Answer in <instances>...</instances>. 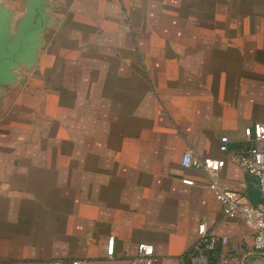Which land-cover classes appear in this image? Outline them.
<instances>
[{"label": "crops", "instance_id": "crops-1", "mask_svg": "<svg viewBox=\"0 0 264 264\" xmlns=\"http://www.w3.org/2000/svg\"><path fill=\"white\" fill-rule=\"evenodd\" d=\"M229 21L232 33L225 36L236 47L202 49L197 40L194 49H178L185 72L172 85L179 95L163 99L162 127L125 130L129 137L118 142V152L106 146L114 159L102 160L98 175L85 178L91 194L80 211L60 209L53 172L0 162V264H142L141 243L154 246V264H264L254 230L224 214L209 188L213 177L182 164L187 152L225 160L215 176L220 187L263 206L258 178L238 166V157L253 146L245 129L264 120V0H230ZM136 144L139 150H131ZM202 222L226 244L213 252L200 248Z\"/></svg>", "mask_w": 264, "mask_h": 264}, {"label": "rangeland", "instance_id": "rangeland-1", "mask_svg": "<svg viewBox=\"0 0 264 264\" xmlns=\"http://www.w3.org/2000/svg\"><path fill=\"white\" fill-rule=\"evenodd\" d=\"M3 2L15 13V30L26 0ZM51 3L54 24L38 61L19 69L0 95V162L53 172L60 209L77 212L91 194L89 172L98 175L99 163L114 159L106 146L118 152L131 129L162 127L163 99L179 95L172 85L185 72L178 49H194L197 40L202 49L236 46L225 36L230 0Z\"/></svg>", "mask_w": 264, "mask_h": 264}, {"label": "built area", "instance_id": "built-area-1", "mask_svg": "<svg viewBox=\"0 0 264 264\" xmlns=\"http://www.w3.org/2000/svg\"><path fill=\"white\" fill-rule=\"evenodd\" d=\"M245 136L253 142V146L238 157V166L245 172L254 175L259 180L260 191L264 199V120L245 129ZM229 138H221L220 150L228 152ZM182 164L185 168L194 167L203 169L213 179L209 188L214 192L216 199L223 205L224 214L230 219H240L254 230V246L257 251L264 252V204L261 207H253L234 189L222 188L215 176L225 167L226 161L217 158L194 159L190 152L183 156ZM185 184L193 185L191 180H184ZM200 238L199 246L213 252L219 244H226L227 238H220L208 233L207 223L202 222L198 226ZM114 238L108 241L107 253L113 256ZM137 260L142 264L155 263V248L152 244L141 243L138 245ZM53 264H62L56 260ZM73 264H82L74 262Z\"/></svg>", "mask_w": 264, "mask_h": 264}, {"label": "water", "instance_id": "water-1", "mask_svg": "<svg viewBox=\"0 0 264 264\" xmlns=\"http://www.w3.org/2000/svg\"><path fill=\"white\" fill-rule=\"evenodd\" d=\"M51 8V0H26L25 13L12 30L15 13L0 0V95L16 82L19 69H31L38 61L43 35L54 24Z\"/></svg>", "mask_w": 264, "mask_h": 264}]
</instances>
